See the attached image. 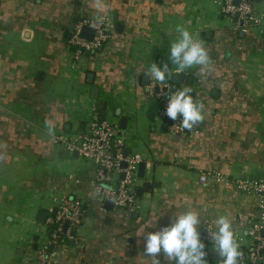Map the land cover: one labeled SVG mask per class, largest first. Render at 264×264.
Instances as JSON below:
<instances>
[{"label":"crops","instance_id":"crops-1","mask_svg":"<svg viewBox=\"0 0 264 264\" xmlns=\"http://www.w3.org/2000/svg\"><path fill=\"white\" fill-rule=\"evenodd\" d=\"M253 6L264 21V0ZM81 20L105 23L107 40L76 59L67 40ZM177 26L209 56L207 65L179 73L176 90L190 89L203 117L182 133L166 128L171 120L158 116L148 92L152 63L166 62L168 78L176 74L168 49ZM94 115L145 164L132 209L103 200L93 164L53 143L54 135L84 131ZM215 175L264 179L258 28L237 29L216 0H0V264H39L43 247L53 264H155L145 237L186 211L197 212L200 232L207 225L215 232L216 219L226 217L243 254L258 199ZM63 199L81 204L83 220L56 232L50 222ZM207 253L221 264L212 242Z\"/></svg>","mask_w":264,"mask_h":264},{"label":"built area","instance_id":"built-area-1","mask_svg":"<svg viewBox=\"0 0 264 264\" xmlns=\"http://www.w3.org/2000/svg\"><path fill=\"white\" fill-rule=\"evenodd\" d=\"M237 1V5L234 3ZM255 0H216L223 15L231 18L237 29L246 31L250 28H258L264 41V21L255 14ZM87 27L94 30V36L91 41L82 39L79 34L82 28ZM107 40L105 23L98 20H81L75 22L67 40V45L73 50L76 59L82 57L85 53L100 50ZM168 89L171 94L172 86L169 81L163 83L153 80L148 85L149 95L158 102V116L163 120L169 118L165 115L167 98L164 91ZM171 120V119H169ZM166 128L175 133H182L184 130L178 116L175 121L171 120ZM53 143L61 150L69 154H77L79 158L90 162L95 167V190L100 194L103 200H107L114 207L123 209H132L136 204L134 185L136 182V170L138 159L136 157H125L122 139L119 137L116 129L104 121H99L94 115L91 122L84 131H74L69 134H57L52 136ZM125 162L126 168H121ZM123 178L120 179V176ZM207 179L205 174L201 175L199 181L204 183ZM216 182L227 185H233L238 190L247 194H252L258 199V217L253 223L250 231V241L241 254L240 264H264V179L243 180L226 179L220 176H213ZM83 220V210L79 202H69L63 199L57 205L55 217L50 224L56 232L61 231L64 222L69 223L74 230L81 225ZM201 239L206 244V251L211 240V232H200ZM55 232L52 234L50 242L55 243ZM47 247H43L37 254L39 264H53L47 254ZM209 264L212 262L209 260Z\"/></svg>","mask_w":264,"mask_h":264},{"label":"clouds","instance_id":"clouds-1","mask_svg":"<svg viewBox=\"0 0 264 264\" xmlns=\"http://www.w3.org/2000/svg\"><path fill=\"white\" fill-rule=\"evenodd\" d=\"M177 32L178 38L170 43L168 49V57L176 65V74L183 73L185 68L207 65L209 56L204 46L187 29L177 26ZM145 74L149 76L147 71ZM150 76L156 82H165L168 79L167 63H152ZM161 91H164L167 98L165 115L169 119L175 121L179 116L186 129L202 120L200 107L194 103L190 89L171 90L170 95L166 88ZM200 223L201 218L197 212L182 213L158 230L148 232L144 239V252L155 259V264H160V254L167 258L169 264H209L206 244L199 231ZM215 224L216 230L209 236L213 252L221 264H240V246L234 237L231 222L220 216ZM205 231L208 234V225Z\"/></svg>","mask_w":264,"mask_h":264},{"label":"water","instance_id":"water-1","mask_svg":"<svg viewBox=\"0 0 264 264\" xmlns=\"http://www.w3.org/2000/svg\"><path fill=\"white\" fill-rule=\"evenodd\" d=\"M236 5H237V1L234 2ZM94 36V30L91 29V28H87V27H84L82 28L80 34H79V37L82 38V39H85V40H88V41H91L92 38ZM171 82V84L173 85L172 87V90L174 91L176 89V86L179 85V84H183V79H184V76L183 74H173L171 77L168 78ZM99 106V109L102 110V104H98ZM100 119H103V116L100 117ZM170 123V121H169ZM120 124L121 126L119 127V129H124V127L122 126L124 124V120H121L120 121ZM187 130V129H186ZM74 157H77V154H73ZM124 156H128V152L125 151L124 152ZM121 168H126V163L123 162L121 164ZM144 168H145V164L144 163H138L137 165V170H136V178L141 180L144 178ZM123 178V175L120 176V179ZM146 189H148V187H146ZM141 191V190H140ZM140 195V194H139ZM67 228V223L64 225V229Z\"/></svg>","mask_w":264,"mask_h":264},{"label":"rangeland","instance_id":"rangeland-1","mask_svg":"<svg viewBox=\"0 0 264 264\" xmlns=\"http://www.w3.org/2000/svg\"><path fill=\"white\" fill-rule=\"evenodd\" d=\"M41 241H42V239H41Z\"/></svg>","mask_w":264,"mask_h":264},{"label":"trees","instance_id":"trees-1","mask_svg":"<svg viewBox=\"0 0 264 264\" xmlns=\"http://www.w3.org/2000/svg\"><path fill=\"white\" fill-rule=\"evenodd\" d=\"M170 83V82H169Z\"/></svg>","mask_w":264,"mask_h":264}]
</instances>
